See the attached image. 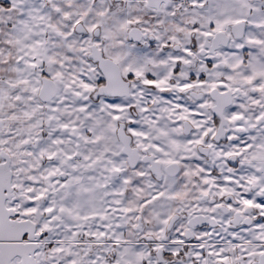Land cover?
<instances>
[{"label": "snow or ice", "instance_id": "1", "mask_svg": "<svg viewBox=\"0 0 264 264\" xmlns=\"http://www.w3.org/2000/svg\"><path fill=\"white\" fill-rule=\"evenodd\" d=\"M0 264H264V0H0Z\"/></svg>", "mask_w": 264, "mask_h": 264}]
</instances>
